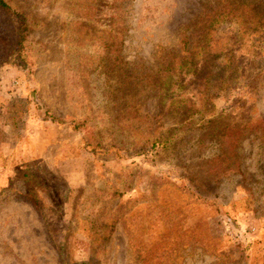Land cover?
<instances>
[{"label":"rangeland","instance_id":"374dc122","mask_svg":"<svg viewBox=\"0 0 264 264\" xmlns=\"http://www.w3.org/2000/svg\"><path fill=\"white\" fill-rule=\"evenodd\" d=\"M4 2L0 264H264V0Z\"/></svg>","mask_w":264,"mask_h":264},{"label":"trees","instance_id":"16d2710c","mask_svg":"<svg viewBox=\"0 0 264 264\" xmlns=\"http://www.w3.org/2000/svg\"><path fill=\"white\" fill-rule=\"evenodd\" d=\"M0 6L2 7V8H4V9H7V8H9V6L4 2V0H0ZM228 11H227V7L225 8V9H223V11H222V15H226V14H228L227 13ZM19 38H18V44L20 45V43L22 42V40L24 39V27H21L20 28V30H19ZM182 37L184 38V43L186 44L187 42H189V38H188V36H186V35H182ZM175 57V56H174ZM174 57H173V59H174ZM188 60L187 61H189V59H190V56H187L186 57ZM186 61V62H187ZM185 62V60L183 59V60H181L180 58H175V61H174V63L175 64H177L178 66H180V65H182L183 63ZM185 62V63H186ZM179 69V68H178ZM178 72V71H177ZM176 71H175V73H177ZM175 78H177V74H176V76H175ZM80 124V122L78 123V122H75V124L73 125V128H79V125ZM79 125V126H78ZM28 196V198H29V201L31 202V204L33 205V206H35L36 205V200L31 196V195H27Z\"/></svg>","mask_w":264,"mask_h":264}]
</instances>
